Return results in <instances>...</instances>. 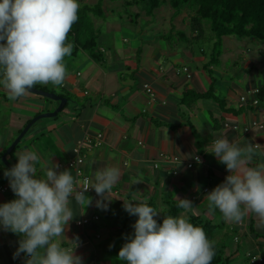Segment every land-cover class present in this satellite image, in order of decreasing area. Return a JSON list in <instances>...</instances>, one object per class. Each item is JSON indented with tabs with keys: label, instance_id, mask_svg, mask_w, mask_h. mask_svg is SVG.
Here are the masks:
<instances>
[{
	"label": "crops",
	"instance_id": "crops-1",
	"mask_svg": "<svg viewBox=\"0 0 264 264\" xmlns=\"http://www.w3.org/2000/svg\"><path fill=\"white\" fill-rule=\"evenodd\" d=\"M117 1L103 0V16H92L94 26L102 24L105 29L108 27V34L104 33L102 37L109 42H97L102 59H95L78 47L65 57L67 76L61 86L51 83L34 85L67 96L68 101L56 115L33 122L13 150L6 154L7 159L15 165L20 152L33 150L40 156V161L35 165L38 176L44 175L50 163H58V171L70 169L75 176L68 162L74 154L76 141L85 132L102 133L100 141L87 152L82 169L91 177V183L97 170L105 167L120 169V179L112 189L111 201L107 202L108 210L97 207L96 201L100 198L86 192V196L93 198L92 204L85 209L72 201L74 219L65 236L59 238L64 246H71L68 239L79 237L80 246L76 254L83 257L84 264H114L110 246L98 239L104 235L110 239L125 237L134 232L127 230L126 226H130L127 221L131 222L138 216H130L123 208L124 200L132 199L136 202L147 201L149 206L161 212L154 218L163 219L175 209L179 198H187L192 201L193 207L188 210L180 208L178 214L173 216H179L182 212L187 216L194 213L213 220L221 227L233 226L238 229L235 236H238L236 240L240 247L236 254L248 248L252 252L257 247V241L264 242V220L255 213H249L240 222H232L226 221L219 209L209 211L206 195L222 183L230 172L208 151L216 138L226 135L241 147L249 143L253 145L254 155L248 166L264 163V128L251 126L249 131L243 129L253 120L264 119V100L260 98L264 92L259 94L260 103L257 105L244 104L239 98L249 88L264 84V72L249 62L246 64L247 77L227 68L229 61H232L233 67H239L236 63L240 60L248 61L240 41L227 42L226 36L232 35L223 36L217 64L208 65L210 56L204 54V48H199L203 57L198 56L193 44L180 30L185 28L188 37L206 39L212 45L213 36L206 25L204 33L196 35L190 29L189 20L182 16L183 11L175 14L171 10V14L163 19L165 26L158 23L145 29L147 34L157 31L156 38L145 36L141 39L145 33L142 32L144 24L139 26V12L132 15L124 11L122 15L120 11L116 13L114 7L105 12L104 6L108 2L117 5ZM126 1L121 2L119 7L126 6ZM159 9L160 5L153 14ZM142 14L144 21H153V14L147 15L146 10ZM115 16L121 27L128 28L140 39L126 41L124 34L111 23ZM172 25L175 30L165 36ZM100 27L95 26L97 40L101 36ZM173 35L184 41V45L172 42ZM68 42L73 44L69 38ZM258 52V61L263 65L264 49L259 48ZM192 62L196 64V70L192 68ZM183 65L188 67L190 76L181 70ZM208 69L215 78L216 95L224 99L228 107L238 109L243 105L242 111L227 112L212 98H200L190 106L182 103L185 88L196 91L210 88L212 79ZM145 84L149 85L152 93ZM221 88L226 89L225 96L217 93ZM58 104V100L33 91L26 97L12 101L8 99L3 85H0V182L6 186V191H0V205L17 198L8 178L4 176L5 170L10 168L3 161L7 147L32 117L51 111ZM163 154L178 155L179 160H167ZM195 154L203 155V161L191 168L186 167L184 162ZM175 168L178 169L176 174L172 172ZM205 187L208 188L206 191ZM216 212L220 215V222L213 219L217 216ZM94 215L99 217L95 219ZM84 217L90 219L86 224L80 222ZM122 219L126 222L121 225ZM250 227H254L261 237L255 238ZM247 233H250V238ZM20 239L22 236L0 227V264H16L18 259L24 258L22 253L13 259Z\"/></svg>",
	"mask_w": 264,
	"mask_h": 264
},
{
	"label": "clouds",
	"instance_id": "clouds-1",
	"mask_svg": "<svg viewBox=\"0 0 264 264\" xmlns=\"http://www.w3.org/2000/svg\"><path fill=\"white\" fill-rule=\"evenodd\" d=\"M78 10V0H0V85L9 100L30 95L38 83L63 84L67 76L64 60L74 47L68 34L78 20ZM208 152L230 172L206 195L209 211L219 209L224 219L232 222H240L249 213L264 220V163L248 166L253 145L241 147L223 135L211 143ZM17 158L18 162L4 172L17 198L0 205V227L22 236L13 259L23 253L25 264H84L83 257L76 254L79 237L68 239L71 246H64L59 239L74 219L72 201L86 209L93 198L85 193L94 189L100 198L96 206L108 210L120 169L97 170L90 186L79 188L70 169L58 171V163H50L44 175L38 176L35 165L40 156L33 150L20 152ZM178 207L188 210L193 203L179 198ZM123 208L138 219L134 233L125 236L118 253L120 261L211 264L215 241L183 212L165 216L158 223L154 217L161 212L147 201L124 200Z\"/></svg>",
	"mask_w": 264,
	"mask_h": 264
},
{
	"label": "trees",
	"instance_id": "trees-1",
	"mask_svg": "<svg viewBox=\"0 0 264 264\" xmlns=\"http://www.w3.org/2000/svg\"><path fill=\"white\" fill-rule=\"evenodd\" d=\"M140 1L143 0H127L126 4H139ZM166 1L170 3L175 14L180 13L185 7L194 12L190 17V26L196 35H202L204 33L205 24H208L210 33L213 36L212 51L210 53L208 65L217 64L222 49V39L225 35H235L238 37L252 36L264 40V0H148V7L146 8L147 15L153 14L155 8ZM102 2L103 0H97V2L93 4L86 2L80 3L78 20L73 24L68 34V38L73 42L74 52L78 47H81L89 52L93 58L98 60L102 59V55L97 47L98 35L95 30L92 16H103ZM174 30L175 26L172 25L171 31L167 35L165 34V36L171 35ZM208 71L212 78L210 88L206 91H196L194 89L185 88L181 98L182 103L190 106L200 98H212L227 112L238 113L242 111L244 108L243 105L238 109L228 107L224 99L216 95L213 84L215 78L211 70L208 69ZM263 96L264 94H260L262 100H264ZM179 209L178 203H176L175 209L169 211V214L171 216L177 215ZM188 218L192 224L204 229L209 240L215 241L212 237L214 230L219 227L218 224L214 223L211 219H206L194 213H190ZM130 221H133V219ZM157 221L158 223H162L163 219H157ZM129 227L130 230L134 231L133 226L130 225ZM233 229L235 228H232L234 233L238 230L237 228L235 230ZM250 230L254 233L255 238L261 237L259 233H256L254 227H250ZM214 247L215 256L211 264H238L234 262L232 258L239 248L227 252L224 245L217 241H215ZM258 252L264 260V242L257 241V247L249 253L250 257ZM242 253L238 255L241 257Z\"/></svg>",
	"mask_w": 264,
	"mask_h": 264
},
{
	"label": "rangeland",
	"instance_id": "rangeland-1",
	"mask_svg": "<svg viewBox=\"0 0 264 264\" xmlns=\"http://www.w3.org/2000/svg\"><path fill=\"white\" fill-rule=\"evenodd\" d=\"M86 3H89V4H93L95 3L96 1L95 0H85ZM125 0H118L116 2L117 5H112L110 4L109 2L104 6V10L105 12L107 11H110L112 9V7H114V11L117 13V11H120L123 15V12L126 11L128 14H132L134 15L136 12H139L141 14V18L143 17V14L142 12H144L146 10V8L148 7V0H143V1H140L139 4L137 5H124L123 7H119V4L121 2H124ZM80 3V2H79ZM115 3V2H114ZM115 6H118V7H115ZM171 10H173V8L170 6L169 2L166 1L165 3L161 4L160 5V9L157 11V13H154L153 16H152V19L153 21L152 22H146L144 21L143 19H139V26L140 24H144L142 26L143 30L142 32L145 33V35H141V39L144 38L145 36H149V37H146V38H156V32H150L149 34H147L145 32V29L149 28L150 25L151 26H155L159 23V26H165V23L166 21L163 20L164 17H168L169 14H171ZM183 14L182 16L185 17V19L187 18L190 22V17L191 15L194 14V12L191 10V9H188V8H183ZM118 17L115 16V18H112V22L113 25H115L114 27L117 28V31L118 32H122V34H124V36L126 37V41H133V39L136 41L140 39V37L138 36H134V32H131L130 30H128V28H124V27H121V23L119 22V20L117 19ZM178 21V19H177ZM118 23V24H117ZM117 24V25H116ZM179 25H183L182 23H179ZM167 25V24H166ZM206 25V29H209V26L208 24H205ZM97 27L101 26L99 28L100 30V34L101 36L98 38L97 42L98 43H103V42H106L108 43L109 40H105V37H102V34H108V27L105 29L104 25H95ZM111 26V24H110ZM191 29V28H190ZM192 30V29H191ZM182 31L183 33H185V37L187 38V41H189V43L193 44L195 50L197 51V54L198 56L200 57H203L202 56V53L199 51V48L202 46L205 50L204 54L209 57L210 56V53H211V46H212V42H208L206 39H202V40H194L192 39V37H188L189 34L187 32V30L184 28L183 30H180ZM208 31V30H207ZM210 31V30H209ZM181 33V32H180ZM114 35V34H113ZM227 38V42L229 43H235L237 41H240L241 42V48H242V51L245 53V55L247 56V60L248 61H238L236 64L239 66V67H236L234 66L233 67V63L232 61H229V63L227 64V68L228 69H231L234 70L235 72L239 71L238 74L239 76H245L247 77L249 74H248V71L246 69V64L249 62L251 63V66H254L256 67L257 69H259L261 72H264V64H260L259 61H258V55H259V48H261V50L264 49V40H261V39H258V38H255V37H252V36H247V37H238V36H235V35H232V36H226ZM172 42H181L183 43L182 45H184V41H180V39L176 36V35H173L172 38H171ZM119 41V40H117ZM182 45L180 47H182ZM248 50V52H247ZM192 65V68L194 70H196V64L194 62L191 63ZM212 79V78H210ZM215 83V82H214ZM213 83V84H214ZM215 85V84H214ZM216 86V85H215ZM225 91L226 89L225 88H221L218 90V94L221 95V96H225ZM161 215V214H160ZM216 217H213V219L217 222H220V215L219 213L216 212ZM164 219V217H163ZM137 218L133 219V221L131 222H128V224H130L131 226L134 225V223L136 222ZM126 222V220L122 219L121 220V225L124 224ZM126 223V224H127ZM127 230H130V227L127 225L126 226ZM232 228L233 226H230V225H227L225 227H221L219 226L216 230H214L213 232V240L217 241L218 243H221L222 245H224V248H226L225 250L227 252H230L232 251L233 249H237L239 246V242L236 240L237 236H235L236 233H234L232 231ZM235 230V229H233ZM134 232L132 233H129L130 235L133 234ZM247 237L250 238V233H247ZM105 238H106V241H105ZM98 240H102L104 241V243L108 246L112 245V247H110V252H111V261L114 263V264H126L125 261H120L118 259V253L121 249V247L123 246V244L126 242L125 241V237H121V236H116L115 238L113 237L112 239L109 238V236L107 235H104V237H102L101 239H98ZM233 242H234V245H233ZM249 245V244H248ZM226 246V247H225ZM240 248V247H239ZM244 253V254H243ZM241 257L237 254H234L233 255V261L240 264H253L251 262V257H250V254L251 253V250H249V248L243 252Z\"/></svg>",
	"mask_w": 264,
	"mask_h": 264
},
{
	"label": "built area",
	"instance_id": "built-area-1",
	"mask_svg": "<svg viewBox=\"0 0 264 264\" xmlns=\"http://www.w3.org/2000/svg\"><path fill=\"white\" fill-rule=\"evenodd\" d=\"M181 70H183L187 76H190L189 69L186 65H183L181 67ZM148 91L151 92V88L149 87L148 84L144 85ZM261 92H264V84L261 86H254L251 87L247 90L245 94L240 95V101L244 104H249V105H257L260 103V98L259 94ZM152 93V92H151ZM251 126H256L259 128H264V119H259V120H253L250 125H246L243 127L244 131H249ZM236 127V126H234ZM102 137V133H97V134H91L89 132H85L77 141L76 144L73 148L74 154L69 160L68 164L73 168L74 170V177L79 181L77 184V187L79 188H84L88 187L91 184V177L88 174H85L83 169H82V164L87 156V152L96 145ZM217 139V138H216ZM257 146V144H255ZM164 158L173 162H176L179 160L178 155H167L163 154ZM203 161V155L201 154H195L192 158L187 159L184 163L186 167L191 168L194 166L195 163L202 162ZM157 166V164H155ZM173 173H178V169H173ZM208 188L205 187L204 190L206 191ZM0 191H6V186L0 182ZM87 192L92 193L93 195H97L95 193L94 189H89ZM195 197V196H193ZM16 199V198H15ZM99 216L94 215V218L97 219ZM88 217H84L81 219V223H88L89 222ZM26 257L24 255L23 259H18L16 261V264H25ZM251 262L254 264H264V260L261 256V254L255 253L251 255Z\"/></svg>",
	"mask_w": 264,
	"mask_h": 264
},
{
	"label": "water",
	"instance_id": "water-1",
	"mask_svg": "<svg viewBox=\"0 0 264 264\" xmlns=\"http://www.w3.org/2000/svg\"><path fill=\"white\" fill-rule=\"evenodd\" d=\"M30 91L42 94L44 96L50 97L52 99L58 100L59 104L58 106L51 110V111H44L41 112L39 114H37L36 116L32 117L31 121L28 122L23 129L20 131V133L16 136V138L12 141V143L7 147L6 149V153L3 155V161L11 168L14 164L10 162L9 159H7L6 154L10 153L13 148L15 147V145L18 143V141L20 140V138L24 135V133L28 130V128L31 126V124L33 122H35L36 120H38L39 118H43V117H50V116H54L56 115L67 103L68 101V97L64 96L62 94H59L55 91H49V90H45L42 88H38V87H33V89H31Z\"/></svg>",
	"mask_w": 264,
	"mask_h": 264
}]
</instances>
